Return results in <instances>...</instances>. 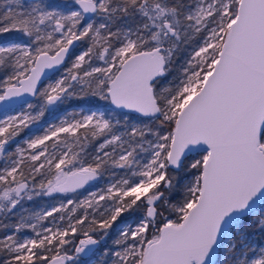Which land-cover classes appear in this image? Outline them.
Returning a JSON list of instances; mask_svg holds the SVG:
<instances>
[{
  "label": "snow or ice",
  "instance_id": "6c2138e0",
  "mask_svg": "<svg viewBox=\"0 0 264 264\" xmlns=\"http://www.w3.org/2000/svg\"><path fill=\"white\" fill-rule=\"evenodd\" d=\"M5 33L24 42L0 44V102L29 95L39 104L0 119V153L49 106L105 102L112 111L61 119L8 153L0 212L24 197L75 194L109 167L129 174L36 215L67 210L66 224L38 231L18 223L16 232L28 227L35 236L0 238V264H88L125 213L135 214V226L119 230L112 264H264V0H65L63 9L12 0L0 12ZM85 40L70 67L38 88L45 69H58ZM193 42L170 80L178 51ZM115 110L124 114L122 134ZM128 113L143 126L129 125ZM61 134L68 151H50L47 142L57 149ZM100 136L85 162L81 153Z\"/></svg>",
  "mask_w": 264,
  "mask_h": 264
},
{
  "label": "rangeland",
  "instance_id": "374dc122",
  "mask_svg": "<svg viewBox=\"0 0 264 264\" xmlns=\"http://www.w3.org/2000/svg\"><path fill=\"white\" fill-rule=\"evenodd\" d=\"M32 1H34V0H32ZM61 9H63V8H61ZM73 10H75V5H73ZM97 20H99V17L93 16V18L90 19L89 21H91L93 23H98ZM9 42H24V41L21 40V39H14V40L13 39L12 40L4 39V40H2V42H0V44L9 43ZM196 47H197V45L193 42L192 44L182 46V49L183 50L185 49L186 50L185 52L190 55L194 51V49ZM85 50H86V48L79 47V49H77V52L74 53L69 58L67 66H65L64 68L59 70V73H57V74L53 75L52 77H50L40 88L45 87L47 84L52 83V82H54L55 79L59 78L64 73V69L67 68V67H70V65H71L72 61L74 60L75 56L79 55L81 52H83ZM91 64L94 67L95 66H104L103 62L99 61L98 59H93ZM85 67L87 68L88 66L85 65ZM0 75H2L0 77V80H2L4 78V76H5V70L4 69H2V72H1ZM28 103H32L33 105H38L39 104V100L36 97L35 100L29 101ZM22 109L23 110H27V103L15 108V109L9 110V111H7L5 113H0V119H4L6 116H9V115H16ZM90 110L91 111H96L98 113H104L105 116L107 117L108 112L112 111V108H111V105H109V104H107L105 102H96V103L89 104V103H85L83 101H77V100H68L66 103H63V104H57L55 106H49L45 110L44 115L38 121H35L32 124H30L28 128H26L23 131H21V133L16 138H14L12 141L9 142V145L6 146V149H7L6 152L0 153V170H2L3 168H5V167H7V166H9L11 164V159L9 158L8 153H15V149H16L17 145H19L22 148L27 149V145L24 143V141L26 139L33 138L36 135H42L45 128H47L49 125L59 124L61 119H68V120H71L73 118L79 119L80 116L76 115V113L88 114ZM32 114H35V113L33 112ZM123 116H124L123 113L118 112L116 110L113 111L114 121L115 120H120V124L117 125L116 129H115L117 134H122L124 132L125 122H124ZM128 116H129V122H128L129 125H136L138 127L143 126L139 120L134 119V117H135L134 115L128 114ZM144 123H146V121H144ZM64 137H65V134H61V136L59 138L60 141H63ZM104 138L105 137H103L95 145L97 146L99 143H102ZM125 139H127V137H125ZM49 142H51L50 145L53 143V141H49ZM71 142L72 141H68L69 144H71ZM93 142H94V140H91L90 144H92ZM95 147L94 148H91V147L88 148L87 147L85 149V153H81L82 159L84 160V159H86V157H89L90 160H91V157L93 155H95ZM125 147H128V145H125ZM49 150L50 151H56V152L59 153V152H63V151H68V148H66L64 143L61 142L57 149H52L51 146H50ZM72 150L75 151V152H79L80 151V149L75 147V145H73ZM106 150L111 152L112 149H111V147H109ZM117 151H119V149H117ZM192 155L194 156L195 154H192ZM195 158L198 159L199 157L195 156ZM112 173H115V175H112ZM128 174L129 173H128L127 169H120V168L111 169L110 172L108 173L107 179H105V180H101V179L95 180L94 181V187L89 189V190H87L84 194H82L80 196L79 199L80 200L84 199L91 192L102 193L104 190H106L108 184L114 182L116 179H120V178L126 177ZM188 179H191V177H188ZM182 182H185V174L184 173H183ZM61 203L57 204L54 207H59V205ZM63 203H66V200ZM52 208H48L45 211H50ZM62 213H61V215H63ZM37 214H38L37 212L36 213L33 212L32 215H30V216H24L22 219H17L15 222L12 223V225L10 227L4 228V230L2 231L3 232L2 237H0V238L5 237L6 235H12V234H15L17 236V238L20 239V240H23L24 238H34L35 233L32 231L31 228L24 227L19 232H16V225L18 223L38 224L37 230L39 231L43 227H55V222L65 224L66 221H67V217H66V219L63 222H61L59 220V218L61 216L59 213H54L53 216L46 217L43 221H37V219H36V215ZM40 214H42V213H40ZM118 225L119 224H117V225H115L113 227V230H115L114 231L115 237L113 238V243L119 236V230L124 227L123 226V227L119 228ZM127 225H131L133 227L135 226L134 222H130V224H126L125 226H127ZM252 239L253 240H260V238L256 239L255 236H253ZM261 242H264V240H261ZM114 246H116V245L114 244ZM117 250H119V249H115L114 251H117ZM101 256H102L101 252L96 253V255L93 256V258H91L89 260L88 264H97L95 262ZM219 257H220L219 261L222 262L223 254H219ZM113 259H114V257L112 255H110V259H109V261H107V262H109L108 264H112V260Z\"/></svg>",
  "mask_w": 264,
  "mask_h": 264
},
{
  "label": "trees",
  "instance_id": "16d2710c",
  "mask_svg": "<svg viewBox=\"0 0 264 264\" xmlns=\"http://www.w3.org/2000/svg\"><path fill=\"white\" fill-rule=\"evenodd\" d=\"M12 2V0H0V12L4 11L6 9V7H8L10 5V3ZM21 3H23L24 5H29L32 3H41L44 4L46 6H48L49 8L51 7H60L63 8L65 0H34V1H30V0H20ZM98 23L100 22V19L97 20ZM113 30H115V28H113ZM14 40L17 39V34L15 33H5L0 35V42H2V40ZM24 41V39H21ZM78 46L74 49L75 51L69 56V58L77 52V49H79V47H83L86 48L87 47V41H78ZM186 50L182 49L180 51H178L177 56H176V63L173 69V74L171 77H169V79H173V77H179L180 76V71H181V67L182 65L185 64V61L188 59L189 54H187L185 52ZM69 60V59H68ZM68 60L67 63L65 64V66H67L68 64ZM64 66V67H65ZM63 67V68H64ZM3 67H0V74L2 72ZM2 75H0L1 77ZM147 122V121H146ZM104 136H101L99 138H97L96 140H94V142L90 145H88V148H94L96 145V143H98ZM66 136L64 137L63 141L65 140ZM68 141H72L71 137L67 138ZM149 139H151V137H149ZM62 141V142H63ZM51 142H48L49 147ZM79 149V148H78ZM191 156H193L191 154ZM85 162H91V160L89 159V157H86V159H84ZM187 163V161H186ZM111 169H115L112 167H109V171L105 173L104 177L99 178L101 180H105L107 179L108 173L110 172ZM179 179L182 182L183 179V173H180L179 175ZM39 180V177H38ZM2 190V189H0ZM61 198L55 194H52L51 196H33V198L31 200L27 199V197H24V199L21 201V203L13 210L12 213H6V212H0V237H2L3 234V230L6 227H10L12 225L13 222H15L17 219H22L24 216H30L32 215L33 212H37V213H43L45 210H47L48 208H52L54 206H56L57 204L61 203ZM104 202L102 201L101 204H103ZM83 210H79L78 212H82ZM62 213V212H61ZM61 213H59L61 215ZM115 225V224H114ZM114 227V226H113ZM112 229V228H111ZM110 230V229H109ZM256 239H258L259 237L255 236ZM101 257L95 262L97 264H102L100 261ZM220 259V257L217 255V260L218 261ZM215 261V262H216Z\"/></svg>",
  "mask_w": 264,
  "mask_h": 264
},
{
  "label": "water",
  "instance_id": "95a60500",
  "mask_svg": "<svg viewBox=\"0 0 264 264\" xmlns=\"http://www.w3.org/2000/svg\"><path fill=\"white\" fill-rule=\"evenodd\" d=\"M92 18H93L92 15L86 16L87 20H90ZM78 43L79 42L76 41V42H74V45L70 47V53L66 57V60H65V62H64V64L62 66H60L58 69H45V71L41 75V80L38 82V88H40L50 77H52L53 75L59 73V70H61L65 66L69 56L74 52V49L78 46ZM35 98L36 97L29 96V95H24L21 98H14L13 100L8 101V102H0V113H5V112H7L9 110L15 109V108H17V107H19V106H21V105H23L25 103H28L29 101L35 100ZM111 108H112V106H111ZM117 111L122 112L121 110H117ZM128 114H131V115L135 116V114H133V113H128ZM191 154H193V153H189L188 155L191 156ZM90 184H91V181L87 185H85L84 188L77 190V192L85 190L86 187H88ZM54 194L55 195H63V194H60V193H54ZM216 259H217V255L214 254L212 256V261L215 262Z\"/></svg>",
  "mask_w": 264,
  "mask_h": 264
},
{
  "label": "flooded vegetation",
  "instance_id": "af4514ba",
  "mask_svg": "<svg viewBox=\"0 0 264 264\" xmlns=\"http://www.w3.org/2000/svg\"><path fill=\"white\" fill-rule=\"evenodd\" d=\"M75 51V50H74ZM69 59V58H68ZM117 111V110H116ZM119 112V111H118ZM122 113V112H121ZM91 157V156H90ZM90 159V158H89ZM95 181V180H94ZM94 181H91V184L88 186V187H86V189L85 190H83V191H80V192H76L75 194H63V195H57V196H59L60 198H61V202L63 203V202H65V200H67L68 198H72V199H74L75 201H79L80 199V196L82 195V194H84L87 190H89V189H91V188H93L94 187ZM69 207H71V206H69ZM66 212H67V210H65L62 214L65 216V219H66V217H67V215H66ZM80 214H83V211L80 213ZM135 221V214H131V213H125L124 215H123V217L115 224V225H117V224H119L118 226H119V228L120 227H123V226H125L126 224H130V222H134ZM67 222V221H66ZM66 224V223H65ZM114 225V226H115ZM109 231V237H108V239L106 240V242H105V244L103 245V247H101L100 248V250L99 251H97L96 253H99V252H101L102 253V256H101V263L102 264H104V262L105 261H109V259H110V255H111V253L112 252H114V250L115 249H118V247H116V246H114V243H113V238L115 237V235H114V231L115 230H113V228L112 229H110V230H108ZM105 249L107 250V255H105ZM82 259L84 258L83 257V255H82V257H81ZM91 258H93V256L91 257ZM90 258V259H91ZM89 259V260H90ZM89 260H88V262H89ZM109 262H107V264H108ZM68 264H70V262H68Z\"/></svg>",
  "mask_w": 264,
  "mask_h": 264
}]
</instances>
